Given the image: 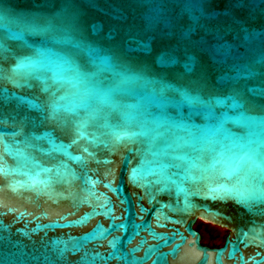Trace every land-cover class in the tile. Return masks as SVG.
Wrapping results in <instances>:
<instances>
[{"label":"water","instance_id":"1","mask_svg":"<svg viewBox=\"0 0 264 264\" xmlns=\"http://www.w3.org/2000/svg\"><path fill=\"white\" fill-rule=\"evenodd\" d=\"M0 264H264V0H0Z\"/></svg>","mask_w":264,"mask_h":264},{"label":"rangeland","instance_id":"2","mask_svg":"<svg viewBox=\"0 0 264 264\" xmlns=\"http://www.w3.org/2000/svg\"><path fill=\"white\" fill-rule=\"evenodd\" d=\"M197 226L201 229L202 239L205 244L213 242L217 246L222 245L223 238L226 235L225 230L218 229L217 227L204 222H198Z\"/></svg>","mask_w":264,"mask_h":264},{"label":"trees","instance_id":"3","mask_svg":"<svg viewBox=\"0 0 264 264\" xmlns=\"http://www.w3.org/2000/svg\"><path fill=\"white\" fill-rule=\"evenodd\" d=\"M196 228H199L197 225H196ZM208 246L210 247H217V245L213 242H210L209 244H207ZM219 247V246H218Z\"/></svg>","mask_w":264,"mask_h":264},{"label":"flooded vegetation","instance_id":"4","mask_svg":"<svg viewBox=\"0 0 264 264\" xmlns=\"http://www.w3.org/2000/svg\"><path fill=\"white\" fill-rule=\"evenodd\" d=\"M195 229H196L200 234L202 233L200 228H196V227H195ZM201 236H202V234H201ZM202 244L207 245V244H205V243L203 242V239H202ZM207 246H208V245H207ZM217 247H218V246H217Z\"/></svg>","mask_w":264,"mask_h":264}]
</instances>
